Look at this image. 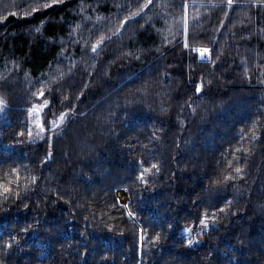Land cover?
<instances>
[{
  "label": "trees",
  "instance_id": "1",
  "mask_svg": "<svg viewBox=\"0 0 264 264\" xmlns=\"http://www.w3.org/2000/svg\"><path fill=\"white\" fill-rule=\"evenodd\" d=\"M146 2L65 0L23 18L35 0H0L6 17L0 22V96L8 104L0 179L12 167L27 166L13 185L21 199L13 193L5 206L0 198L3 264H264V85L258 83L264 79V6L188 0L189 33L197 37L190 48L214 50L201 60L184 49V0H154L121 26ZM101 37L112 38L94 56L91 45ZM128 51L141 58L130 65L129 58H117ZM217 56L215 65L207 62ZM60 77L63 93L50 92L61 86L53 83ZM145 82L146 103L129 105L131 116L116 107L139 98L136 89ZM41 90L46 95L37 100L33 94ZM63 96L70 102L62 103ZM43 99L50 101L45 116L73 105L77 112L52 141L53 159L42 165L47 139L29 144L26 128L22 137L14 133L28 122L26 109ZM110 112L115 115L106 121ZM229 161L244 169L243 179L211 184L231 173ZM139 162L160 167L148 176L147 190L136 179ZM30 175L37 183L25 192ZM120 188L128 209L117 203ZM228 200L229 215L217 213L215 227L201 233V216ZM12 237L17 243L6 249ZM191 237L201 243L185 247Z\"/></svg>",
  "mask_w": 264,
  "mask_h": 264
},
{
  "label": "snow or ice",
  "instance_id": "2",
  "mask_svg": "<svg viewBox=\"0 0 264 264\" xmlns=\"http://www.w3.org/2000/svg\"><path fill=\"white\" fill-rule=\"evenodd\" d=\"M65 2V0H47V2H44L43 4L40 3V0H35V4L36 6L31 7V10L28 12L24 13V17L23 18H27L30 17L31 15L35 14L38 11H44L47 10L49 8H52L58 4H63ZM234 0H226V6L231 7L233 5ZM154 0H147L146 3L140 5L139 10L132 12L130 16H125L124 20L120 21L121 26L123 27L125 25L126 21L131 20L133 17L139 16L144 9L148 8L149 5L153 4ZM257 5L260 6H264V0H256ZM166 6H171V3L168 2L166 3ZM189 4H188V0H184V3L182 5V7L184 8V16H183V33H184V41H183V45H184V49L185 50H189L192 52H196L199 54V57L201 60H205L206 57L208 56V54L212 51H214L213 49L204 47V48H190V39H196L197 37L191 36L190 37V33H189V21H188V14H187V8H188ZM81 7H83V5H81ZM11 15L15 16L16 13L13 12ZM225 15H227V13H225ZM6 19L5 16L0 15V22H3ZM43 23V22H42ZM143 27V25H142ZM36 31L39 32L40 29L37 27ZM159 31V30H157ZM118 32H120V29L118 28L116 30V32L112 33L113 36H115ZM112 37H101L100 39L97 40L96 43L91 45V53L96 56L99 54L100 50L103 48L105 41L107 40H111ZM179 43V42H178ZM157 51H159V49H157ZM60 55H63V53H61ZM129 58L127 60V63L130 65L131 60L135 59V60H139L141 57L138 54H135L131 51L125 52L120 54L117 58L118 59H123V58ZM217 60H219V56L216 57L215 60H209L207 62L215 65ZM115 61H110V63H114ZM93 68L96 67V61L93 60ZM247 71V69L245 70ZM89 76L93 75L92 72L88 73ZM104 75L107 76L108 72L107 70H105ZM164 75H169L168 73H165ZM3 79V78H0ZM62 82H63V77H60L59 80H54L53 83L54 84H59L61 85L60 87L57 88H53V89H49L50 92H54V91H60L61 93H63V87H62ZM189 82H191V79L189 80ZM211 81H209V85H211ZM258 83L261 85H264V79L258 80ZM89 87L88 84L84 85V88L87 89ZM203 91V84L202 83H196L195 84V93L197 95V98H199L200 94ZM136 92L140 94V97L134 100H127L125 102V104L123 106H121L119 104V102H117L116 107L120 108L123 107V109L125 110V114L128 116H131V112H129L127 109L129 107V105H137L139 106L142 103H146V101L143 99L144 97H146L148 95V88H147V82H145L144 85H142L141 87H138L136 89ZM83 90L80 92L79 95L76 96V100L79 101L81 99V97L83 96ZM33 95L36 96L37 100H41L42 98L45 97L46 93L41 90L39 93H34ZM64 101H69V97L68 96H63V100L62 103ZM70 102V101H69ZM50 105V101L48 99H43V102L40 104H34L32 105L30 108H27L26 111L28 113L29 116V120L28 122L22 127V130L20 132L14 133L15 136L17 137H22L24 135V129L26 128L27 130V136H28V140L27 143H32L37 137H39L40 139H47V142L49 143V150L48 152L45 154L44 159L41 160V164H46L47 162L51 161L53 159L54 153L52 151V141L60 135H63L64 132L67 131V125L69 123H72L75 121V115L77 112V107L76 105H73L71 108H66L63 112L60 113L59 116H55V118L53 120L47 121V127L45 126V121L42 118V114L44 112L45 109H47ZM189 108H192V104H188ZM8 108V104L5 100H3V98H0V113H4L6 112ZM193 110V114H195V108L192 109ZM166 111V109L161 108V112ZM79 115L83 116L85 115V113H79ZM115 113L114 112H110L108 114V117H106V121L108 119H111L112 116H114ZM182 123V122H181ZM33 126L35 127L36 131L34 133L33 131ZM253 127H256V122H253ZM47 133H51V135H47ZM246 133L244 132L243 129H241L240 132V139L244 140L246 137ZM252 140L253 141H257L258 140V136L256 132H252ZM25 141L23 140H17L16 143H24ZM235 152H239L240 149H235ZM245 152H247V149L244 150ZM155 158V157H153ZM234 160L238 161L239 157L234 156ZM140 163V171L137 174V181L141 184L145 186V190H147V185L150 183V181L148 180V176L153 174V172L155 173H159L160 171V167L158 164L153 163L151 164L150 167H144L143 162H139ZM219 163V162H218ZM232 165V161L228 162V166L231 168ZM21 168H23L25 171H27V166H20L18 165L17 167H12L10 168L8 171H6L4 173V178L0 179V198H2V203L6 206L7 201L9 200V198L13 195L14 193V188L13 185L19 183V181L21 180L20 177V170ZM245 175L244 169L240 166H236L234 168H231V173L228 175H224L222 180L216 179V180H211L210 183L213 185H218V184H224L225 186L234 180H240L243 179V176ZM37 177L36 176H32L30 175V183L26 184L24 187L25 192L30 191L32 189V186L35 185L37 183ZM15 198L17 200L21 199V194L19 191H15ZM117 203H120L119 201H117ZM233 201L228 200L226 202V206L225 207H220L219 209H215L213 210V214L211 216L208 215H202L200 218V232L201 233H206L210 228H214L215 225L218 223V219H217V213H222L224 214V216L229 215V207L232 205ZM28 205L25 204V208H27ZM123 207L125 209H128V205L124 204ZM207 211V210H206ZM231 215H236L237 213L235 212H231ZM127 215L128 216H133L134 212L129 210L127 211ZM87 219V218H86ZM171 227V226H169ZM29 229L28 228H24L22 229V231L27 232ZM109 231H112V228H109ZM184 232H188L190 231L189 229H184ZM160 236L161 234L158 232L154 237H153V244L155 245L156 243L159 242L160 240ZM14 243H17V241L15 240V237L11 238V242L10 243H5L4 247L10 248L13 246ZM201 241L199 239H197L196 237H191L186 239L185 241V247H192L193 245H197L200 244ZM0 264H3V261H0Z\"/></svg>",
  "mask_w": 264,
  "mask_h": 264
},
{
  "label": "rangeland",
  "instance_id": "3",
  "mask_svg": "<svg viewBox=\"0 0 264 264\" xmlns=\"http://www.w3.org/2000/svg\"><path fill=\"white\" fill-rule=\"evenodd\" d=\"M200 48H204V47H200ZM208 48V47H207ZM210 54V53H209ZM209 54H208V56L206 57V58H208L209 57ZM199 55V54H198ZM0 98H2L1 96H0ZM64 110H61V111H59L58 113H56V114H51V115H48V116H45L44 114H42V118L44 119V121H45V126L47 127V121H50V120H53L54 118H55V116H59L60 115V113L61 112H63ZM7 118H8V116H7V110H6V112H4V113H0V133H1V130L3 129V127H4V125L6 124V122H7ZM30 119V118H29ZM33 131H34V133H35V131H36V129H35V127L33 126ZM43 139H40L39 137H37L34 141H42ZM6 147H8V144L7 143H5L2 139H1V135H0V149L1 148H6ZM121 189V188H120ZM119 189H117V191H118ZM123 190H125V189H123ZM116 191V192H117ZM125 193H127V191L125 190ZM127 195V201H123L122 203L123 204H125V203H127L128 202V200H129V198H128V194H126Z\"/></svg>",
  "mask_w": 264,
  "mask_h": 264
},
{
  "label": "bare ground",
  "instance_id": "4",
  "mask_svg": "<svg viewBox=\"0 0 264 264\" xmlns=\"http://www.w3.org/2000/svg\"><path fill=\"white\" fill-rule=\"evenodd\" d=\"M116 193L120 203H122L123 201H127V193H125V190H123V188L119 189Z\"/></svg>",
  "mask_w": 264,
  "mask_h": 264
}]
</instances>
